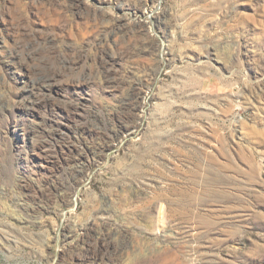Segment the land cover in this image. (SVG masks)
Returning <instances> with one entry per match:
<instances>
[{"label":"rangeland","instance_id":"1","mask_svg":"<svg viewBox=\"0 0 264 264\" xmlns=\"http://www.w3.org/2000/svg\"><path fill=\"white\" fill-rule=\"evenodd\" d=\"M0 264H264V0H0Z\"/></svg>","mask_w":264,"mask_h":264},{"label":"bare ground","instance_id":"2","mask_svg":"<svg viewBox=\"0 0 264 264\" xmlns=\"http://www.w3.org/2000/svg\"><path fill=\"white\" fill-rule=\"evenodd\" d=\"M54 3H56V2H54ZM52 6H54V4H51ZM50 10V9H49ZM52 13H56L55 11H53ZM50 14H51V12H50ZM49 16V15H48ZM51 16V15H50ZM89 17H90V15L88 14V18L87 19H89ZM88 23H90V22H88ZM103 50V49H102ZM107 50V49H106ZM31 52V51H30Z\"/></svg>","mask_w":264,"mask_h":264}]
</instances>
